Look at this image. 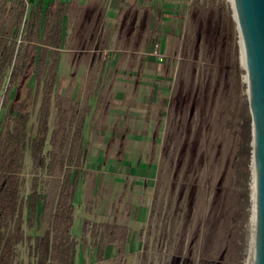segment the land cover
Here are the masks:
<instances>
[{
	"label": "rangeland",
	"instance_id": "obj_1",
	"mask_svg": "<svg viewBox=\"0 0 264 264\" xmlns=\"http://www.w3.org/2000/svg\"><path fill=\"white\" fill-rule=\"evenodd\" d=\"M195 1H184L187 11L180 33L175 37L169 33V53L176 58V73L164 141L154 145L160 157L156 178L159 187L154 184L137 200L149 205L155 201L159 214H155L151 226L136 220L137 235L141 227L144 234L140 241L138 237L137 242L132 239L134 247L128 254V264H238L241 259L236 237L244 227L238 221L240 204L235 209L232 206L233 195L236 190L244 195L249 186L252 197L254 190L253 164L251 180L247 181L244 162L243 178L239 184L234 182L236 120L246 100L249 102L247 70L231 0H199V6ZM156 43L149 53L158 60L161 54ZM35 82L31 65L15 83L12 101L25 95ZM1 106L0 119L9 112V107ZM10 112L18 115L15 110ZM31 123L35 128V114ZM24 162L22 191L28 199L33 178L29 152ZM81 202L76 201L80 206L78 217L84 210ZM28 214L26 206L25 217ZM252 217L253 211L245 224L249 242L243 264L250 256ZM25 228L28 235L41 232L36 227ZM20 249L19 260L28 264V242L24 241ZM108 260L105 264H118L114 252Z\"/></svg>",
	"mask_w": 264,
	"mask_h": 264
},
{
	"label": "trees",
	"instance_id": "obj_2",
	"mask_svg": "<svg viewBox=\"0 0 264 264\" xmlns=\"http://www.w3.org/2000/svg\"><path fill=\"white\" fill-rule=\"evenodd\" d=\"M29 2H11L13 8L8 19L15 34L11 51L2 58L0 68L1 109L9 107V112L0 119V264H26L19 260L20 246L24 241L30 248L28 264H76L79 244L86 243L88 238L96 250V260L103 259L106 247L114 244L122 254L120 264H125L123 254L129 233L126 224L94 222L86 218L80 239L72 231L77 206L74 199L82 176L89 178L86 206L89 209L94 205L95 175L85 168L87 145L83 131L91 110L90 93L81 101H73L60 93L57 80L59 49L64 33L63 16L69 12L77 17L82 6L67 4L64 0H51L47 5L43 0ZM195 4L199 6V0ZM31 65L35 86L12 101L15 83L24 77ZM98 101L102 103L101 99ZM11 110L18 115H12ZM34 114L35 128L31 123ZM236 121L234 182L239 184L244 162L248 168L247 181L251 180L252 171L253 125L247 100ZM28 152L33 178L27 199L22 191L25 182L22 172ZM233 198L234 209L240 204L237 207L238 212L240 209L238 221L239 226L244 227L236 237L242 252L237 263L243 264L249 242L245 224L252 216L253 205L249 186L242 196L236 190ZM26 206L29 207L28 217H25ZM155 214L159 212L154 201L148 221L150 226ZM25 226L29 229L36 227L41 232L28 235Z\"/></svg>",
	"mask_w": 264,
	"mask_h": 264
},
{
	"label": "crops",
	"instance_id": "obj_3",
	"mask_svg": "<svg viewBox=\"0 0 264 264\" xmlns=\"http://www.w3.org/2000/svg\"><path fill=\"white\" fill-rule=\"evenodd\" d=\"M49 1L43 0L44 5ZM64 1L82 9L77 17L69 12L63 16L57 88L76 102L90 93L91 110L83 130L85 168L95 175L92 208L85 203L89 178L82 176L77 185L74 200L83 201L84 210L78 217L80 206H76L72 231L81 238L86 218L126 224L123 257L128 264L132 239L140 241L144 234L141 227L137 235L136 220L150 218L152 205L137 200L157 183L160 157L154 145L164 141L176 73L169 33H180L187 4L186 0ZM155 43L161 54L158 60L149 53ZM112 252L120 264L122 254L114 244L96 260L88 238L79 244L75 261L105 264Z\"/></svg>",
	"mask_w": 264,
	"mask_h": 264
},
{
	"label": "water",
	"instance_id": "obj_4",
	"mask_svg": "<svg viewBox=\"0 0 264 264\" xmlns=\"http://www.w3.org/2000/svg\"><path fill=\"white\" fill-rule=\"evenodd\" d=\"M231 2L245 53L244 68L247 70L246 82L252 113L253 264H264V0Z\"/></svg>",
	"mask_w": 264,
	"mask_h": 264
},
{
	"label": "flooded vegetation",
	"instance_id": "obj_5",
	"mask_svg": "<svg viewBox=\"0 0 264 264\" xmlns=\"http://www.w3.org/2000/svg\"><path fill=\"white\" fill-rule=\"evenodd\" d=\"M20 0H17L19 2ZM12 0H0V68L1 60L10 53L11 43L14 40V27L8 19L12 12ZM183 104L186 103V96L183 97ZM195 105V101L193 102Z\"/></svg>",
	"mask_w": 264,
	"mask_h": 264
},
{
	"label": "bare ground",
	"instance_id": "obj_6",
	"mask_svg": "<svg viewBox=\"0 0 264 264\" xmlns=\"http://www.w3.org/2000/svg\"><path fill=\"white\" fill-rule=\"evenodd\" d=\"M232 1V0H231ZM241 53H242V60H243V65L245 64V53L244 50L242 48V43H241ZM251 226H252V232L254 233V226H253V217H252V221H251ZM249 257L246 260V264H253V255H252V244H251V248H250V252H249Z\"/></svg>",
	"mask_w": 264,
	"mask_h": 264
},
{
	"label": "built area",
	"instance_id": "obj_7",
	"mask_svg": "<svg viewBox=\"0 0 264 264\" xmlns=\"http://www.w3.org/2000/svg\"><path fill=\"white\" fill-rule=\"evenodd\" d=\"M158 53H159V51H158Z\"/></svg>",
	"mask_w": 264,
	"mask_h": 264
}]
</instances>
